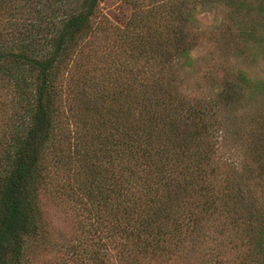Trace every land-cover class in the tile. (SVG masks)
Wrapping results in <instances>:
<instances>
[{"label": "trees", "instance_id": "trees-1", "mask_svg": "<svg viewBox=\"0 0 264 264\" xmlns=\"http://www.w3.org/2000/svg\"><path fill=\"white\" fill-rule=\"evenodd\" d=\"M100 1L0 0V95L10 90L16 115L0 139V264L30 263L29 244L42 234L40 195L49 188L64 191L85 220L78 264H146L178 257L185 246L196 252L181 256L187 264H264V137L250 152L255 167L222 150L221 113L243 103L242 80L223 77L204 97L175 89L180 78L168 70L195 43L189 15L179 3L157 16L149 0V8L134 7L132 25L116 27L118 67L85 78L82 92L66 91L76 73L66 68L77 67L71 62ZM29 15V28L12 29ZM63 91L83 98L65 111L71 128L59 120ZM54 164L67 179L51 174ZM255 177L261 181L251 185ZM211 217L239 231L244 245L235 258L209 242L214 236L201 243L193 234Z\"/></svg>", "mask_w": 264, "mask_h": 264}, {"label": "rangeland", "instance_id": "rangeland-1", "mask_svg": "<svg viewBox=\"0 0 264 264\" xmlns=\"http://www.w3.org/2000/svg\"><path fill=\"white\" fill-rule=\"evenodd\" d=\"M126 1L128 3L124 0L100 1L95 15L91 17L92 33L81 43L79 57L77 56L75 61L73 58L71 62L73 64L75 62L76 65L77 61V67L73 68L70 65L66 68L67 71L76 72L74 76L76 83L73 81L66 91L73 89L76 92L77 89H81L82 92L85 78L98 80L109 64L112 71L118 67L116 56L118 50L121 51V46L119 34L116 32L117 25H132L130 16L134 7L136 9L140 6L150 7L149 0ZM151 2L157 7L153 13L163 18L174 12L179 3L183 4L184 13L189 15V20L185 22L186 30L195 36V43L193 42L188 56L174 59L172 67L168 70L173 71L174 75L177 73L180 78L175 89L188 97H204L214 95L219 90L217 80L223 77L242 80L241 85L246 91L243 103L234 104L235 109L221 113L225 122L221 138L222 150L224 156L234 161L236 165L241 166L243 161H247L249 165L255 167L257 162L250 152L252 151L255 156L257 151L255 142L257 138L264 137V0H151ZM29 17L30 15L21 22L22 25L14 26L12 23V29L29 28ZM152 19L159 22V19ZM152 24L155 26V23ZM141 29L145 34L146 27L143 26ZM6 91L0 95V139L8 138L11 129L8 125L12 120H16L11 92ZM66 91H63V98L61 96L59 100L64 109V114L59 120L63 127L71 128V124L66 122L65 111L69 105L80 107L83 98L80 93L75 95L76 93ZM73 94L76 98L72 97ZM65 97L67 100H63ZM50 169L51 174H56L60 178L63 175V168H58L55 164ZM64 177L67 179V176H62ZM257 181L261 179L255 177L250 181L251 185L257 184ZM256 191L258 192V189ZM66 197L64 191L59 189L49 188L41 192L42 234L29 244L27 250L29 264L79 263L80 255L75 254L84 248V244L81 243L84 242L83 236L86 234L85 227L83 228L85 220L74 208V202ZM203 225L204 233H193L199 241L202 243L200 239L203 236H214L215 240L211 239L209 242L217 243L224 251L226 259L235 258L236 248H242L244 243L230 220H226L225 217H211L205 220ZM201 247L202 244H199V251ZM181 250L183 252L178 257L165 253L163 257L146 264H187L181 256L185 253L189 255L190 250L196 254L191 246H185ZM109 264H117V261L113 258Z\"/></svg>", "mask_w": 264, "mask_h": 264}]
</instances>
